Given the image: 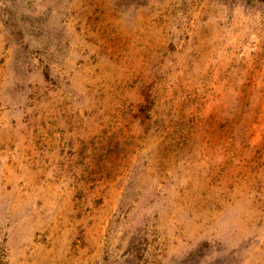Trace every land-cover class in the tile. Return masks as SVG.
<instances>
[{
  "label": "rangeland",
  "instance_id": "rangeland-1",
  "mask_svg": "<svg viewBox=\"0 0 264 264\" xmlns=\"http://www.w3.org/2000/svg\"><path fill=\"white\" fill-rule=\"evenodd\" d=\"M0 264H264V0H0Z\"/></svg>",
  "mask_w": 264,
  "mask_h": 264
}]
</instances>
